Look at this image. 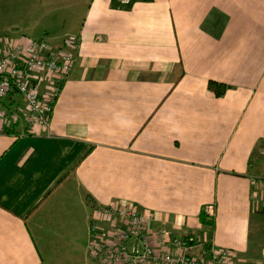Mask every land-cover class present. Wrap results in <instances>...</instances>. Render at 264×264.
Here are the masks:
<instances>
[{
    "label": "crops",
    "instance_id": "obj_1",
    "mask_svg": "<svg viewBox=\"0 0 264 264\" xmlns=\"http://www.w3.org/2000/svg\"><path fill=\"white\" fill-rule=\"evenodd\" d=\"M22 36L76 63L48 129L2 100L0 264H108L89 243L126 225L109 205L195 238L193 255L264 264V0H0V50ZM50 83L33 76L43 100Z\"/></svg>",
    "mask_w": 264,
    "mask_h": 264
},
{
    "label": "built area",
    "instance_id": "obj_2",
    "mask_svg": "<svg viewBox=\"0 0 264 264\" xmlns=\"http://www.w3.org/2000/svg\"><path fill=\"white\" fill-rule=\"evenodd\" d=\"M129 4L132 0H120ZM76 63L75 56L65 50L55 51L44 38L22 36L4 50H0V122L7 123V112L2 100L10 93H20L27 104L26 123L38 132L48 129L50 115L60 95L61 84ZM51 75L50 91L43 100L33 85V76L39 71ZM19 112L12 114L14 120ZM111 220L127 223L107 241L93 235L89 252L93 259L108 264H240L227 247L209 243L201 254L193 255L197 240L191 236L176 237L166 227L147 229L150 217L132 207L109 205L101 208ZM212 216V205L204 211Z\"/></svg>",
    "mask_w": 264,
    "mask_h": 264
},
{
    "label": "trees",
    "instance_id": "obj_3",
    "mask_svg": "<svg viewBox=\"0 0 264 264\" xmlns=\"http://www.w3.org/2000/svg\"><path fill=\"white\" fill-rule=\"evenodd\" d=\"M209 88L217 95H221L223 94L226 89H227V85L223 84V83H218L216 81H210L209 83ZM204 217H202V221L204 223H211V218L209 216H207L206 214L203 215Z\"/></svg>",
    "mask_w": 264,
    "mask_h": 264
}]
</instances>
